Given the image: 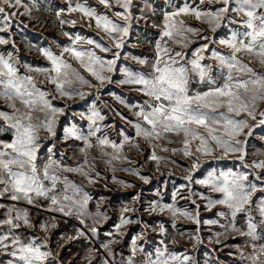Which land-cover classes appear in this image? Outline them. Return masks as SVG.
Instances as JSON below:
<instances>
[{
	"label": "snow or ice",
	"instance_id": "obj_1",
	"mask_svg": "<svg viewBox=\"0 0 264 264\" xmlns=\"http://www.w3.org/2000/svg\"><path fill=\"white\" fill-rule=\"evenodd\" d=\"M98 3L105 9L118 5L122 11L110 16L98 13L96 8L88 6L87 0H67V18L64 17L65 8H60L56 17L61 29L66 24L74 27L81 22L91 27L94 22L96 30L102 31L111 44L106 43L104 37L85 38L65 31L63 34L69 38L70 44L63 47L60 55L46 48H37L50 62V67L25 65L27 73L24 75L20 74V62L12 52H0V100L11 109V112L0 111V120L4 121L0 131L11 133L10 140H0V201H7L0 202V209L3 210L0 214V252L13 258L8 264H63L57 259L58 252L57 255L53 254L49 243L51 230L58 227L56 217L36 224L30 219L28 208L18 206L26 204L39 208L41 198L48 202L44 211L58 213L65 218L74 217L80 224L74 234L63 233L59 236L57 250L81 239L91 244L100 235L99 225L106 217L97 212L92 217V223H86L85 216L92 215L87 213L89 198L86 193L79 196L82 186L70 181L66 175L61 179L62 174L74 173L89 183H96L100 177L94 162L96 157L92 156L90 160L89 156L92 149L98 148L100 156L107 157L105 163L111 166L113 182L131 187L125 181L116 179L115 162L133 163L124 154L125 145L142 151L140 141H144L150 148L147 159L157 162L167 159L157 154L156 149L159 148L162 153L173 156L180 153L192 160L189 174L184 178L187 183L182 187L197 184L221 194L219 198L212 199L190 190L183 196L194 205L196 199L193 197L205 200V210L222 206L223 210H218L216 216L227 221L220 224L225 231L216 233L209 243L214 240L222 244V237H244L243 245H235L241 260L245 264H264V159H247L248 138L254 136L257 128L264 131V111L259 110L260 105L264 104V71H257L251 66L255 63L264 69V0H183L179 6L170 5L171 11H162L161 23L152 24V27L159 28L152 42L155 55L151 59L132 57L138 64L146 66L147 71H133L127 67L117 69V61L126 46L125 38L130 35L133 19H144L143 15L133 17V0H98ZM34 9L39 10L36 0H0V33L6 34L0 35V45L11 43L15 49L13 29L26 27L18 17L26 16L31 20ZM149 11L156 14L155 9L149 7ZM72 13L81 15L73 18ZM189 19L206 24L207 30L192 25ZM82 41L91 47L84 49L80 46ZM194 43L196 47L191 52L186 51ZM221 48L228 51L223 52ZM97 49L100 53L112 52V58L105 59L97 54ZM65 53L76 60L91 79L66 60ZM209 60L215 64L207 63ZM118 70L122 78L115 83L129 86L144 97L140 104H131L116 97L129 109L134 119L119 111L115 115L130 125L134 134L123 135L125 130L120 129L119 134L123 135V139L119 143L110 140L107 135L99 136L101 129L96 125L97 121L104 120V116L93 109L87 117L90 121L87 134L71 126L63 129L62 138L58 137V117L65 115V109L54 106L49 99L51 93L39 84H51L58 97L70 100L77 97L84 99L90 95L84 88H95L98 97L101 89L113 83L112 76ZM76 83L81 87H73ZM194 84L206 90L194 89ZM110 94L115 96V93ZM41 132L46 135L42 137ZM50 139L52 143L42 153L41 148ZM60 139L65 142L81 141L82 147L77 146L72 153L61 150L60 155L71 159L78 152L82 160L73 166L54 159L56 153L53 149ZM176 143L181 147L167 146ZM67 147L72 148L73 145ZM107 148L112 151H106ZM45 156L47 159H44ZM231 156L241 163L243 171L211 170L203 179L195 178V173L202 168V157L225 160ZM121 170L139 175L135 169ZM140 179L148 182L146 176L140 175ZM177 194L173 195V200ZM139 199V196L134 198ZM147 211L168 212L174 218L183 217L201 224L199 205L193 212L181 210L172 204H150ZM129 212L136 214L139 209L123 207L115 231L106 235L123 236L128 225L142 223L134 215H124ZM238 217L244 219L242 227L237 226ZM203 223L215 225L219 224V220H206ZM172 226L175 227V223ZM148 227L144 225L145 230ZM37 228L44 232V236L21 231ZM159 232L163 238L156 243L153 251L137 244L141 239L138 235L131 240L128 256L120 260L115 258L116 253L111 247L119 244V239L102 244L104 253L96 264H197L192 256L170 250L169 245H175L177 241L168 239L167 229L160 226ZM188 239L194 242V247L204 243L198 234ZM98 251L87 249V255L83 257L86 264H92ZM138 254L141 260L136 259Z\"/></svg>",
	"mask_w": 264,
	"mask_h": 264
},
{
	"label": "rangeland",
	"instance_id": "obj_2",
	"mask_svg": "<svg viewBox=\"0 0 264 264\" xmlns=\"http://www.w3.org/2000/svg\"><path fill=\"white\" fill-rule=\"evenodd\" d=\"M25 2H28L25 0ZM80 2H83V0H80ZM183 3V0H133V8L132 13L134 18H139L143 15L144 19H133L132 22V28L130 29V35L129 37H126V46L121 51L120 60L117 61V69L127 67L130 68L133 71H147L149 70L144 65L138 64L135 60L132 59L134 56L138 57H147L151 59L155 53L153 51L152 42H154V38H156V33L159 31V28L152 27L153 22H155L157 25L161 23L162 20V11L167 10L171 11V6H179ZM88 6L96 8L98 13H106L111 16L112 13L116 11H122V9L116 5L112 7L111 9H105L103 5H100L98 3V0H87ZM171 5V6H170ZM38 11L33 10L32 16L33 18L31 20L28 19V17H18L19 20H22L23 23L26 25L25 28L21 29H13L14 32V39L16 41L15 49H13L11 43L9 45H0V52L7 53L12 52L13 55L19 60V67H20V74L24 75L27 73V69L24 67L25 65H31L33 68L37 67H50V62L39 52L37 51V48H46L51 50L54 54L60 55L61 50L63 47L70 44V40L68 37H66L63 32H69L70 34H79L82 37L85 38H94L99 39L100 37H104L105 42L108 44H111V41L107 39L105 34L102 31L96 30L93 25L90 27L87 23L81 22L78 23L76 26H70V25H64L63 29H61V26L59 24V21L56 17V12L60 8H65L64 17L67 18L68 14L66 12L67 7V0H64L63 4H60V7L55 8L51 4L46 5H38ZM149 7L156 10V14L153 15L151 11H149ZM141 9L144 11L141 12ZM80 13H72L71 16L73 18L80 17ZM119 19V18H117ZM189 23H191L194 26H199L202 29L207 30L208 26L206 24H201L199 21L191 20L189 19ZM207 35L211 36L212 33L206 32ZM0 35H6L4 33H0ZM31 45V46H30ZM84 49H88L91 46L84 44L83 41L81 42V45ZM196 47V44H192L186 51L191 52L192 48ZM18 50V51H17ZM223 52H227L228 50L226 48L220 49ZM97 54L102 55L105 59H111L113 53H100L97 49ZM64 58L68 60L70 63L73 64L74 67L80 68V65L78 62L70 57L69 54L65 53ZM207 63L215 64L214 61H207ZM252 67H254L257 71H264L260 67L259 64H252ZM80 71L83 75H85L86 78L91 79L90 75L85 72L82 68H80ZM113 83L110 85H106L103 89H101L99 96L97 97V92L95 88H84L83 90L85 92L91 93L90 95H87L84 99H80L79 97L75 99H67V98H61L58 97L53 92V86L51 84H48L47 82H41L39 86L51 93L49 95V99L51 100L52 104L56 107L64 108L65 109V115L59 116L58 120L59 123L57 125V136L62 138L64 133L63 129L65 127H71L76 126L81 131H83L84 134H87L89 131V124L90 121L88 120V115H90L91 111L93 109L99 111L102 116H104L103 121H97L98 127H100L101 131L98 133L99 136L103 137L107 135V137L115 141L117 143L121 142L123 139V135H133L134 129L125 123V121L121 120L119 116L115 115L116 111H119L123 113L125 116H127L130 119H134L132 116V113L129 111L128 108H126L123 104L119 102V100L116 99V97H121L125 101L131 104H140L143 102L144 97L133 91L129 86H121L115 81L122 78L120 71L118 70L115 74L112 76ZM39 81V77H37ZM73 87H81L79 83H76L73 85ZM195 88H202V90H206V88H203L202 86L198 84H194ZM111 93H115L114 95H111ZM260 111H264V104L260 105L259 108ZM0 111H7L11 112V109L7 107L5 102L3 100H0ZM218 111H226V109H219ZM255 123V122H252ZM4 124L3 120H0V126ZM124 129L123 135L119 134V130ZM46 135V133L41 132V136L43 137ZM11 136L10 132L6 131H0V140H8V138ZM264 136V131H262L260 128H257L255 130V134L253 137L248 138V151L249 156L247 157L248 161L252 160H258V159H264V139H261V137ZM243 138V137H242ZM173 139H178L176 137H173ZM93 144L96 143L95 137L92 138ZM52 143V140L50 139L45 143V145L41 148V152L43 153L44 148L49 146ZM73 145L72 148H68L67 145ZM141 149L142 151H139L135 148H130L128 145H125L124 148V154L127 155L128 159L130 161H133V163L129 164L127 162H115L117 171L115 172L116 179L125 181L127 184L132 185L131 187H125L123 184L113 182L112 176L113 172L111 169V166L105 163L107 160V157H101L99 153L98 148H94L90 151L89 159L91 160L92 156H95V165H96V171L100 173V177L103 181L102 184L109 183L111 179V184L113 185V188H117L118 190H128L130 199H128L125 203V206H131L139 209V212H141L142 209V202L143 201H149L151 198L149 197L151 193H146L148 189H151L150 186H154L153 188L154 193L156 194L154 200V204L163 205L167 202L165 201H175L173 200V195L178 193V187H182L187 182L184 179L185 176H187L188 169L190 168L192 164V160L188 157H185L181 155L180 153H177L176 155H172L171 153H162L159 148L156 149L158 155H163L167 157V159L161 160L159 162L153 161L150 159H147L150 148L147 143L144 141H140ZM77 146L82 147L81 141H75V140H68L63 141L62 139L57 141L56 148L53 149V151L56 153L54 156V159L66 161L70 164L75 165V163L78 160H82V157L79 156L78 152L69 159L68 156H61L60 151H66L68 153H72L74 149L77 148ZM169 148L171 147H181L179 143L167 145ZM106 151L111 152V148H107ZM217 155H219V151L217 152ZM238 155V154H237ZM44 159H47L45 156ZM203 165L202 168L195 173V178L203 179L204 176L207 175V171L215 170L217 172L220 171H243V167L241 166V163L236 159L235 156H231L225 160H217L212 157L209 158H203ZM157 164H159V170H157ZM135 169L139 175L131 174L128 171H123L121 169ZM203 174V175H202ZM140 175L148 177V182L145 183L143 180L140 179ZM81 177V176H80ZM84 179V178H83ZM251 179V177H250ZM98 182V181H97ZM192 189L197 193H203L205 196L210 197L212 199L219 198L221 194L212 192L208 187L202 185L193 184L191 185ZM149 187V188H147ZM112 188V189H113ZM153 192V191H152ZM133 195V196H132ZM259 195V194H257ZM136 196H139V200H134ZM134 197V198H133ZM114 199V198H113ZM193 199H196V203H201L199 198L193 197ZM164 203H162V202ZM41 205V201H38ZM204 202L202 204V207H204L206 201L202 200ZM114 200L110 203V206H107L110 213L112 214V219L117 216L118 213V206L114 205ZM192 205V203H191ZM22 207L28 208V211L30 212V216L33 223L39 224L41 221H48V218H46V214L44 213V207L41 206L39 208L28 206L26 204H21ZM200 206V205H199ZM194 206H192L193 208ZM212 212H209L207 214H203L204 221L206 220H214L216 216H214V213H216L218 210H223L222 206H216V208L211 209ZM208 211V210H207ZM3 210L0 209V214H2ZM168 213V212H165ZM213 213V214H212ZM142 215H148L144 212L141 213ZM163 214V213H161ZM0 218H2V215H0ZM219 220V224L210 225L209 228L211 231V234L206 239V241L209 243L210 238H214L216 233H222L225 231V229L220 227V224L227 223V221L224 218L216 217ZM146 220L142 219L141 221ZM64 223V222H63ZM167 225L166 223H163ZM201 224H206L202 223ZM66 226H72L70 223L65 224ZM244 225V219L243 217L237 218V226L242 227ZM198 226V225H197ZM196 225H192L191 229L188 228L186 231H189L193 234L195 232L193 230L198 229ZM140 226L137 225L135 229H137ZM149 227L145 230L144 228H140L139 235L141 236L142 243L144 240H146V236L148 232H151V228ZM166 227V226H165ZM190 227V226H189ZM195 228V229H194ZM32 233L36 235V232L40 231L37 229H31ZM21 231H24V229H21ZM101 228H100V235L97 237L98 242L100 245L101 243L109 242L113 238L105 237V239L101 238ZM156 231V230H155ZM168 233H171L172 230H167ZM28 232V231H27ZM43 232V231H40ZM159 232V230L157 231ZM200 232V231H199ZM148 233V237H149ZM169 235V234H168ZM119 239V238H115ZM224 242L222 244H217L214 242L210 243L213 247H217L219 249L221 246L224 245H230V251H227L228 253H232L233 257L230 256H222L220 254H214L210 249H206V252H200L199 250L193 251V259L195 258L197 264H245L244 261L241 260L239 253L237 252V249L235 245H243L245 238L236 236H228L226 239H224ZM93 241V240H92ZM50 242V241H49ZM122 242V241H121ZM155 244V242H154ZM92 243L90 244V248H92ZM123 245V243H122ZM122 245L119 244H113L111 247H121ZM149 249L152 246L150 243H147ZM146 245V246H147ZM148 247L146 249H148ZM170 247V246H169ZM103 249V248H102ZM55 250V249H54ZM207 251L210 253L207 254ZM245 251H248L247 249ZM103 252L100 254L95 253L96 257L103 256ZM177 253H179L177 251ZM221 256V257H220ZM12 258L8 256L6 253L0 252V264H8V261ZM6 261V262H4ZM222 261V263L220 262Z\"/></svg>",
	"mask_w": 264,
	"mask_h": 264
},
{
	"label": "crops",
	"instance_id": "obj_3",
	"mask_svg": "<svg viewBox=\"0 0 264 264\" xmlns=\"http://www.w3.org/2000/svg\"><path fill=\"white\" fill-rule=\"evenodd\" d=\"M28 1V0H26ZM64 0H36V4L38 5H48L51 4L53 5L55 8L60 7V4H63ZM11 139V136L8 138V140ZM66 175L68 177V179L70 181H74L76 184L81 185L82 186V192L79 193V196H83L85 193L88 196V204H87V213L92 214V215H86L85 216V222L88 224L92 223V217L97 213H102L103 217H106V219L104 220V222L99 225V227L101 228V238L105 239V237H109V238H113L112 236H108L106 235V233L109 232H114L115 231V224L119 223V215L121 213V209L123 207H125V203L128 199H130L129 196V189L128 190H118L116 187L113 188V185L111 184V179L109 183L102 184V179L98 178V182L96 183H89L87 180L83 179V177H80L77 174L74 173H64L61 176V179H63V176ZM113 188V189H112ZM149 188V187H147ZM151 189H148V191H146V193H151V195L149 196L151 198V200L149 201H143L142 202V210L141 212H138L136 214L134 213H124V215H134L137 219L142 220V219H146L143 220L142 223H140L141 227H138L137 229H135L137 227L138 224H131L128 225L125 228V234L123 236H119V237H114V238H119L120 241V245H123L119 248L117 247H112L113 251L116 253L115 258L117 260H120L122 257L126 258L128 256V254L131 251V240L132 238H135L139 235L140 233V228H144V225L147 224L149 226L150 224V228H151V232H148L150 235L148 237V233L146 236V240H144V242L142 243L141 239L137 241L138 245H141L142 247H144L145 249L148 247L147 243H150L152 246L148 247V251H153L154 247L156 246V243L163 238L160 234V232H157L160 228V226H163L165 229L167 230H172L171 233H168V239H175L177 241V243L175 245H169L170 250H173L175 252H179V253H186L190 256L193 257V251L194 250H199L200 252H206V249H210V251H212V253L214 254H220V255H224V256H230L233 257L232 255H229V253L227 251H230L229 247L221 246L219 249H217V247H211L212 245L210 243H208L206 241V239L209 237V235L211 234L210 231V225L209 224H199L197 226L196 223H194L191 220H188L186 218L183 217H179V218H174L170 213H159V212H149L147 211V209L149 208L150 204H154V200L156 194L154 193L153 188H155L154 186H150ZM199 188H204L199 187ZM192 189V186L190 185L189 187L185 188V187H178V192L179 194L176 195V200L175 201H165L167 202L166 204H172L174 205L176 208H179L181 210L187 209L189 211H195L196 209V205H200V220L201 223L202 221H204V215L203 214H207L209 212H212V210H205V208L202 207V204L204 202H202V199H199L201 203H196L195 205L192 204L190 200L188 199H184L183 196H186L189 191ZM153 191V192H152ZM69 194H71V192H69ZM133 196V195H132ZM114 198V199H113ZM134 198V197H133ZM114 200V205L118 206V213L117 216L114 217V219H112V214L110 213L109 209L107 206H110V203ZM41 201V206H43L45 208H47L48 206V202L45 201L43 198L40 199ZM0 202H7V201H0ZM162 202V201H161ZM164 203V202H162ZM19 207H22L21 205H18ZM192 206H194L192 208ZM216 208V207H215ZM144 212L148 215H142L141 213ZM44 213L46 214V218H48V221L51 220L52 216L56 217V223L58 224V227L56 229H52L50 236H51V240H50V246L53 250V254L57 255V259L63 261V264H86V261L83 259V257L85 255H87V249L90 248V244H88L87 242H85L83 239H81L80 241H75V242H70L68 244H65L63 248L57 250V244L56 241L59 240V236L63 233H67L69 235L74 234L75 232V228L80 227L79 221L76 220L74 217L72 218H65L62 217L60 214L58 213H50L47 211H44ZM213 214V213H212ZM214 216H216V213H214ZM112 217V218H111ZM217 217V216H216ZM214 218V220H218L217 218ZM31 219V216H30ZM32 220V219H31ZM64 222V223H63ZM70 223L72 226H66L65 224ZM166 223L167 225L163 224ZM173 223H175V227H173ZM192 225H196L199 229V231L197 232L196 230H193L195 232V234L186 231L188 228L191 229ZM166 226V227H165ZM190 226V227H189ZM153 229H155L156 231H153ZM195 229V228H194ZM192 230V229H191ZM24 231H28V233H32L31 229H24ZM147 231V230H146ZM183 234V235H181ZM199 235L203 240L204 243L201 245H196L194 247V242L192 240H189L188 237L189 236H194V235ZM36 235L38 236H44V232H36ZM113 238V239H114ZM122 241V242H121ZM155 242V244H154ZM167 242V241H166ZM108 243V242H106ZM101 244H105L104 240L103 243ZM147 245V246H146ZM55 249V250H54ZM70 249V251H69ZM210 252L207 251V254H209ZM221 257V256H220ZM12 258V257H11ZM102 258V256L96 257L93 260L92 264H96V262L98 260H100ZM13 259V258H12ZM137 260H141L142 257L138 254L136 257ZM194 260H196L194 258ZM6 262V261H4ZM222 263V261H220ZM1 263V262H0Z\"/></svg>",
	"mask_w": 264,
	"mask_h": 264
},
{
	"label": "built area",
	"instance_id": "obj_4",
	"mask_svg": "<svg viewBox=\"0 0 264 264\" xmlns=\"http://www.w3.org/2000/svg\"><path fill=\"white\" fill-rule=\"evenodd\" d=\"M91 243H92L91 246H92L93 249H99V251L98 252H95V253L100 254V253L103 252V249H102L101 245L99 244L97 237L94 238Z\"/></svg>",
	"mask_w": 264,
	"mask_h": 264
}]
</instances>
